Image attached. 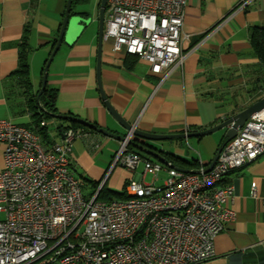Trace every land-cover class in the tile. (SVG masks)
<instances>
[{"label":"crops","instance_id":"crops-1","mask_svg":"<svg viewBox=\"0 0 264 264\" xmlns=\"http://www.w3.org/2000/svg\"><path fill=\"white\" fill-rule=\"evenodd\" d=\"M65 1L0 0V120L33 126L25 89L28 86V92H34L38 88L43 66L58 34ZM241 1L186 0L182 33L187 38L181 41L183 59L180 66L167 74L165 68L158 73L152 72L149 64L137 57L131 63L134 55L113 52L112 40H102L101 89L125 123L149 133L177 134L209 128L240 111L232 104L222 106L217 99L240 86L248 87V76L229 77L226 69L237 68L241 73L257 62L250 44L251 29L264 24V0H245L243 6ZM75 12L87 13L73 16L86 18L87 23L95 20L87 10ZM85 23L67 34L48 67L46 84L55 90V114L81 119L123 136L127 130L109 113L98 88V22L95 29H87ZM25 37L29 46V82L24 88L22 79L13 72L17 69L20 44ZM39 67L41 73L36 82ZM263 95L264 89L253 97L248 96L247 100L253 101ZM56 119L59 121L53 125V132H49L45 120L48 140L41 139V142L46 149L62 141L63 131L71 127V120ZM75 129L83 130V135L71 142L69 167L72 175L85 185L91 187L89 181H98L102 175H108L110 183L124 191L127 180L141 174V164L133 173L119 165H111L119 139L92 129ZM225 130V127L220 128V133L212 137H204L207 134L170 138L167 139L171 142L169 145L159 143L160 140L139 138V141L181 159L196 161V167L182 166L175 161L170 165L193 171L211 161L224 139ZM2 149L0 144V170ZM160 163L167 166V162ZM158 175L162 178L165 173L160 171ZM223 182L233 184V197L227 206L234 211V218L223 223L222 230L213 239V256L202 264H264V154L231 172ZM252 187L256 196L251 193ZM92 189L85 194L89 195Z\"/></svg>","mask_w":264,"mask_h":264},{"label":"built area","instance_id":"built-area-1","mask_svg":"<svg viewBox=\"0 0 264 264\" xmlns=\"http://www.w3.org/2000/svg\"><path fill=\"white\" fill-rule=\"evenodd\" d=\"M185 5L107 0L102 39L112 40L113 52L133 54L152 72L165 68L167 74L183 59ZM132 131L111 165L133 173L141 164L142 172L125 183L127 200H102L107 175L86 195L69 167L71 142L83 130L67 127L63 140L46 149L31 128L0 120V264H202L213 256L215 235L234 218L227 206L233 184L223 179L264 154V108L222 140L208 171L164 166L138 153L129 148ZM251 193L256 196L253 187Z\"/></svg>","mask_w":264,"mask_h":264},{"label":"trees","instance_id":"trees-1","mask_svg":"<svg viewBox=\"0 0 264 264\" xmlns=\"http://www.w3.org/2000/svg\"><path fill=\"white\" fill-rule=\"evenodd\" d=\"M85 1L86 0H72L70 15H75V14L86 15L87 13L75 12L72 8L73 4L83 3ZM97 6L99 7V2L97 4ZM54 43H55V41H54ZM250 44L252 47L254 57L256 58L257 62L255 64L249 65L241 73H239V69H237V68H227L226 69V71L229 72L228 73L229 77H231L232 75H240V74H243L244 76H248V79H247L248 87L247 86L246 87L240 86L235 90H231V91L224 93L223 94L224 96L217 99L218 102H220V100H221L222 106L232 104L235 109L241 110L244 107H246L248 104L252 103V101L247 103L248 102V100H247L248 96L253 97L254 95H257L260 90L264 89V24L254 26L251 29ZM28 52H29V46L27 44V37H25L21 41V44H20L17 69L13 72L15 75H18L22 79L21 81H22V85L24 88L27 85L26 83L29 82V80H28V62H27ZM135 57H137V56L134 55V57L131 60V63L136 61ZM40 85H41V80H40V83L38 85V88L34 92L33 91L28 92V88H27L28 86L25 89V92L27 93L26 94L27 110H28V114L30 115L31 123L33 125V126H27V127L34 130V132L40 136V139L48 140V135L46 134L45 120H47L48 118H51L52 114L56 113V109L54 106L55 90L46 84L45 88L37 96ZM225 88H228V87L225 86ZM253 101H255V99H253ZM42 122H44V123L41 124ZM76 127H81L84 130H90L87 127H84L81 124L75 122L74 120H71V128H76ZM145 145L148 146L147 144H145ZM148 147L153 148L151 146H148ZM129 148H131V146H129ZM155 150L158 151L161 155H163L165 157L168 166L173 165V163H174L173 161L178 162L182 166L184 165L187 167H196L198 165L196 161H193V160L187 161V160L181 159L180 157H177L173 154L162 152V151L157 150V149H155ZM138 153H140V152H138ZM142 155H144V154H142ZM99 182H100V179L98 181H89L90 186L93 188L92 190L97 188ZM84 185H85V183H84ZM105 185H106V182L104 183V185L99 190L97 198L102 199V200H112V198L109 197V193L114 192V191L107 189ZM114 193H116V192H114ZM116 194L125 195V192L124 191L117 192Z\"/></svg>","mask_w":264,"mask_h":264},{"label":"water","instance_id":"water-1","mask_svg":"<svg viewBox=\"0 0 264 264\" xmlns=\"http://www.w3.org/2000/svg\"><path fill=\"white\" fill-rule=\"evenodd\" d=\"M106 1L107 0H100L99 1V8H98V28H97V49H98V56H97V65H96V70H97V82H98V88L100 90L101 98L104 102V105L108 109L109 113L116 119V121L127 131L129 129H133V137L129 140V145L139 151L140 153H144L148 156H151L152 158H155L156 160L162 162L163 164L166 163V160L162 157V155L156 151L154 148H150L146 146L143 141H139V138H142L144 140H165V139H170V138H189V137H195V136H203L210 134L220 128L225 127L226 130L224 132V138L229 140L232 137L236 135L238 130L243 126L244 122L253 114L256 112L260 111L261 109L264 108V96L260 97L250 105L246 106L242 110L234 113L230 117L224 119L220 123L213 125L209 128L199 130V131H193V132H183V133H177V134H158V133H149L145 131H141L138 129H135L131 127L128 123H125L123 119L118 115V113L115 111V109L110 105L109 101L105 97V95L102 92L100 81H99V63H100V51H101V43H102V31H103V23H104V11L106 7ZM71 5H72V0H66L65 1V8H64V13L62 17V21L60 23V27L58 30V34L55 40V43L52 47V50L49 54V56L46 59V62L43 66L42 69V77H41V85L38 91L37 96L42 92V90L45 88L46 83H47V70L49 67V64L59 49V46L61 43L67 38V34L70 33L72 30L77 31L80 27L83 26V23L86 22L87 20H82V18L79 17H73L74 15H70V10H71ZM52 117L56 118H67L69 120H74L75 122L81 124L84 127H87L89 129H92L93 131L99 132L101 134L114 137L116 139L122 140L124 137L121 135H117L111 131H108L107 129L97 127L93 123H89L87 121L73 118L71 116H66V115H60V114H52ZM221 144L217 148L215 155L211 159V161L204 167L205 171H208L214 162L216 161L219 152H220ZM184 171H190L183 169Z\"/></svg>","mask_w":264,"mask_h":264},{"label":"rangeland","instance_id":"rangeland-1","mask_svg":"<svg viewBox=\"0 0 264 264\" xmlns=\"http://www.w3.org/2000/svg\"><path fill=\"white\" fill-rule=\"evenodd\" d=\"M98 2H99V0H86L85 2H83V3H75V4H73V6H72V8H73V10L75 11V10H87L88 11V14L90 15V16H94V18H95V20H94V22H92V23H85L86 24V28L88 29V28H90V27H92V29H95L96 28V25H97V21H96V15H97V13H98V6H97V4H98ZM106 6H107V1H106ZM105 10L106 11H104V16L106 15V12H107V7H105ZM83 20V19H82ZM85 20H86V18H85ZM84 21V20H83ZM105 26V23H103V27ZM103 32V31H102ZM103 40V39H102ZM41 67H39L37 70H38V75L37 76H35V78L37 79V81L36 82H38V80H39V75H40V73H41V69H40ZM48 71V70H47ZM264 96V95H263ZM259 99V98H258ZM257 99H255V101H256ZM249 102H251V101H249ZM248 102V103H249ZM254 101H252V103H253ZM251 104V103H250ZM250 104H248V105H250ZM247 105V106H248ZM245 108V107H244ZM242 110V109H241ZM47 126H48V130H49V132H53V130H52V128H53V125L55 124V122L56 121H59V119H56V118H48L47 120ZM220 131V129H218V130H216V131H214V132H212V133H210V134H208L207 136H204V137H212V136H214V135H217V133H220L219 132ZM159 143H163V144H165V145H169L171 142H170V140H160L159 141ZM76 177H77V175H75ZM159 177L161 176V175H158ZM104 177H106V175H102V177H101V179H103ZM107 177H108V175H107ZM151 180V175H150V173H148L147 175H145V177H144V181L145 182H149ZM106 188L107 189H110V190H112V191H114V192H122L123 191V188H120V187H118V186H113L111 183H110V180H108V178H107V180H106ZM89 189H91V187H89L88 185H85V186H83L82 187V191H83V193L85 194V193H87L88 192V190ZM114 192H110L109 193V197H111L112 198V200H127L128 198H127V196L126 195H122V194H116V193H114ZM44 260V259H43ZM39 262H41V261H38V263Z\"/></svg>","mask_w":264,"mask_h":264},{"label":"bare ground","instance_id":"bare-ground-1","mask_svg":"<svg viewBox=\"0 0 264 264\" xmlns=\"http://www.w3.org/2000/svg\"><path fill=\"white\" fill-rule=\"evenodd\" d=\"M259 112V111H258ZM257 113V112H256Z\"/></svg>","mask_w":264,"mask_h":264}]
</instances>
